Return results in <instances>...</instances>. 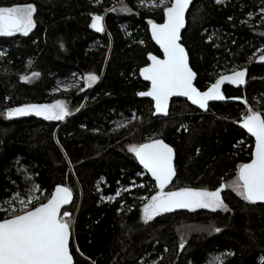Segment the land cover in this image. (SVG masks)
Instances as JSON below:
<instances>
[{"label":"trees","instance_id":"1","mask_svg":"<svg viewBox=\"0 0 264 264\" xmlns=\"http://www.w3.org/2000/svg\"><path fill=\"white\" fill-rule=\"evenodd\" d=\"M22 4L35 5L36 26L27 36L0 35V201L17 185L24 195L31 181L40 186L41 202L57 184L69 187L74 202L64 211L72 217L75 264H214L226 253L224 264H264V204L228 187L252 157L242 116L248 107L264 113V63L258 62L264 0H194L182 42L196 85L207 89L235 69H247L245 84L223 85L232 100L205 112L176 98L166 117L154 116L153 102L138 97L149 87L141 68L149 54L161 55L148 21L163 22L164 8L140 0H0V7ZM94 15L103 17V32L91 27ZM89 73L100 80L85 87ZM70 83L77 86L63 88ZM57 100L70 112L63 120L8 116L19 105ZM150 139L176 149V176L166 188L226 185L221 193L229 210L178 211L145 222L144 198L157 187L129 146ZM192 226L209 230L183 241L181 231Z\"/></svg>","mask_w":264,"mask_h":264},{"label":"snow or ice","instance_id":"2","mask_svg":"<svg viewBox=\"0 0 264 264\" xmlns=\"http://www.w3.org/2000/svg\"><path fill=\"white\" fill-rule=\"evenodd\" d=\"M160 2L164 3V0ZM216 2L221 3L222 0ZM189 4L190 0H171V6L164 8L166 18L163 23L148 21L152 38L163 50V59L149 54L151 63L142 68L140 74L151 82V87L138 95L151 97L155 101L156 113L166 115L169 99L173 96L187 97L192 104L207 110L209 101L226 99L221 90L225 81L233 85L245 84L247 69H239L233 70L230 75H220L206 91H200L195 86L197 74L189 66L188 53L181 43V30L185 28V13ZM124 10L131 11L127 7ZM35 11L33 4L0 7V35L21 33L27 36L36 26L33 15ZM261 11L264 13V9ZM91 27L97 32H103V17L94 15ZM259 60L264 61V55H260ZM38 75L33 73V76ZM99 78L96 74H87L83 77L86 81L85 87H91ZM22 79L29 78L25 76ZM244 103L247 104L246 99ZM30 111L47 120H63L70 115L65 101L57 100L53 104L12 108L8 110V116H21ZM124 126L125 123L118 125ZM242 127L255 138L254 152L250 162L239 166L238 176L231 187L247 202H264V113L248 107L242 119ZM129 151L134 153L143 168L151 174L158 188L150 198H144L147 201L143 205L145 222L177 209L229 210L221 196L226 185L211 191L192 187L165 191L176 176V170L173 165L174 150L164 140L150 139L147 143L133 144ZM12 183L16 184L15 181ZM17 189L10 199L0 201V212L4 213L3 218H0V264H74L70 250L73 229L71 213L67 210L61 213L62 207L72 200V190L67 186H57L53 193L44 198L46 202H41V197L36 195L41 189L34 181H31V186L27 187L24 195H21L19 185ZM120 194L118 190L115 195ZM106 199L113 200L115 197L109 196ZM213 230L221 231L218 227ZM184 246L185 242L182 241L179 247L183 250ZM230 254L216 257L214 264H224V256Z\"/></svg>","mask_w":264,"mask_h":264},{"label":"water","instance_id":"3","mask_svg":"<svg viewBox=\"0 0 264 264\" xmlns=\"http://www.w3.org/2000/svg\"><path fill=\"white\" fill-rule=\"evenodd\" d=\"M193 3H194V0H190L189 7H188V9L186 10V13H185V20H186L185 28H186V26H187V15H188V12H189L191 6L193 5ZM169 6H171V4H170ZM165 18H166V17H165ZM164 20H165V19H164ZM163 22H164V21H163ZM163 22H160V23H163ZM185 28H183V29L181 30V43L184 45V47H185V49H186V51H187V53H188V57H189L188 49H187V47L185 46V44L182 42V34H183ZM150 33H151V25H150ZM151 37H152V34H151ZM152 40H153V42L156 44V46L159 48V50H160V52H161V55H157V54H155V53H152V55L158 56L159 58L163 59V50H162V48L160 47L159 44L156 43V41H155L153 38H152ZM263 55H264V54H263ZM258 62H259V63H264V61H261V60H258ZM150 63H151V61L148 59V63H147L144 67H146V66L149 65ZM189 66L193 69V67H192V65H191V62H190V57H189ZM144 67H142V68H144ZM142 68H141V69H142ZM235 70H239V69H235ZM193 71L196 72L194 69H193ZM231 73H232V71L227 72V73H225L224 75H230ZM196 74H197V73H196ZM140 76H141V78H142L145 82H147V83L149 84V87H148L146 90H143V91H147V90H149L150 87H151V82L145 80L144 77H143L141 74H140ZM196 78H197V75H196ZM245 78H246V77H245ZM195 82H196V79L194 80V84H195V86H196L200 91H206V90H207V89H204V90L200 89V88L196 85ZM225 84H231V83L228 82V81H225V83L221 85V88H222V86L225 85ZM222 92H223V91H222ZM223 94H224V93H223ZM138 97H139V98H148V99H150V100L153 102V109H154L153 115L156 116V117H166V116H168L169 113H170V108H171L172 101H173L174 99H176V98H183V99H186L191 105H193L194 107L198 108L199 110H201V111H203V112L207 111V110L209 109V107H210V104H212V103L228 102V101L232 100V99H230V98H228V97L225 96L226 99L223 100V101H209V102H208V108H207V110H205V109H201V108H199L198 105H194V104H192L191 101L188 100L187 97H183V96H173V97H171V98L169 99L168 113L165 115V114H163V113H156V112H155V101H154L151 97H141V96H139V95H138ZM44 104H48V103H45V102H43V103H29V104H26V105H44ZM24 106H25V105H19V106H16V107H14V108H19V107H24ZM20 117H38V118H44L43 116H37V115H35V113H34V112H31V111L28 112V113L25 114V115H21ZM239 126H240V127H241V128L247 133V130L244 129V128L242 127V120L240 121ZM247 135L250 136V137L253 139V141H254V143H253V150H252V153H253V152H254V145H255V138L252 137L251 134H249V133H247ZM162 140H163V139H162ZM147 142H149V141H145V142H143V143H147ZM164 142L167 143V144H168L170 147H172L173 150H174L173 165H174L175 170H176V150H175V148H174L173 145H171L170 143H168V142L165 141V140H164ZM251 159H252V157H251ZM251 159H250L248 162H250ZM137 161H138V163H139V160H138V159H137ZM248 162H245V163H248ZM243 164H244V163H243ZM139 165H140V166L142 167V169H143V170H144V171L150 176V178L155 182V180H154V178L151 176V174L148 173L147 170L143 168V165H141L140 163H139ZM174 179H175V177L173 178V180H174ZM172 182H173V181H172ZM169 185H170V184H169ZM169 185H168V186H169ZM57 186H66V185H64V184H57V185L55 186V188H56ZM168 186H167V187H168ZM55 188H54L53 192L55 191ZM53 192H52V193H53ZM72 192H73V191H72ZM45 202H46V201H45ZM73 202H74V193H73V197H72L71 202H70L68 205H65V206L62 207V209H61V213H63V211H64L65 208L70 207V206L73 204ZM259 203H263V204H264V202H259ZM188 210H190V209H177V210H174L173 212H169V213H166V214L175 213V212H178V211H188ZM164 214H165V213H164ZM73 235H74V234H73V230H72V237H71V239H70V250H71V252H72V249H71V242H72V239H73ZM72 255H73V253H72ZM73 259H74V264H75V257H74V255H73Z\"/></svg>","mask_w":264,"mask_h":264},{"label":"rangeland","instance_id":"4","mask_svg":"<svg viewBox=\"0 0 264 264\" xmlns=\"http://www.w3.org/2000/svg\"><path fill=\"white\" fill-rule=\"evenodd\" d=\"M140 3L141 4H143L144 6H146V7H152V8H166V7H168L170 4H171V2H170V0H164V3H161L160 2V0H140ZM104 27V26H103ZM33 30V29H32ZM31 30V31H32ZM30 31V32H31ZM223 74H225V73H223ZM222 74V75H223ZM86 76V75H85ZM84 76V77H85ZM29 79H32L31 78V76H27ZM28 79V80H29ZM99 80H100V78H99ZM99 80L98 81H96L94 84H92V86H94V85H96L98 82H99ZM83 82L86 84V81L83 79ZM77 86V83H70L69 85H65V87H63V88H65V89H68L69 87H71V86ZM66 86H68V87H66ZM91 86V87H92ZM64 101V100H63ZM55 103V102H54ZM66 103V102H65ZM131 145H133V144H131ZM130 145V146H131ZM129 146V147H130ZM236 179V177L231 181V182H229L228 183V187L229 188H231L232 189V182L234 181ZM169 190H175V189H170V188H165V191H169ZM209 190V189H208ZM157 191H158V188H157ZM156 191V192H157ZM211 191V190H210ZM221 196H222V193H221ZM208 210H211V209H208ZM217 210H220V209H217ZM213 211V210H212ZM221 211H224V210H221ZM144 220V219H143ZM209 229H207V227H200V226H192V227H184V229L181 231V238L183 239V241L185 240V239H187V237L190 235V232H193V233H195V232H197V233H204V232H206V231H208Z\"/></svg>","mask_w":264,"mask_h":264},{"label":"flooded vegetation","instance_id":"5","mask_svg":"<svg viewBox=\"0 0 264 264\" xmlns=\"http://www.w3.org/2000/svg\"><path fill=\"white\" fill-rule=\"evenodd\" d=\"M223 75H224V74H223ZM222 87H223V86H222ZM221 90H222V88H221ZM222 91H223V90H222ZM243 116H244V115H243ZM243 116H242V119H243ZM242 119H241V120H242ZM175 150H176V149H175ZM176 157H177V155H176Z\"/></svg>","mask_w":264,"mask_h":264}]
</instances>
